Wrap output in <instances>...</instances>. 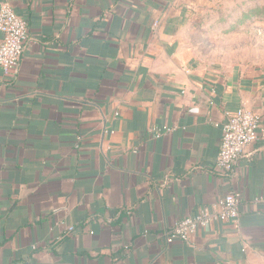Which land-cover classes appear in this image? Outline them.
<instances>
[{
	"label": "crops",
	"instance_id": "1",
	"mask_svg": "<svg viewBox=\"0 0 264 264\" xmlns=\"http://www.w3.org/2000/svg\"><path fill=\"white\" fill-rule=\"evenodd\" d=\"M207 1L0 0L29 28L18 71L0 70V264H264V70L201 59ZM241 108L260 135L228 177ZM232 191L238 220L168 243Z\"/></svg>",
	"mask_w": 264,
	"mask_h": 264
},
{
	"label": "built area",
	"instance_id": "2",
	"mask_svg": "<svg viewBox=\"0 0 264 264\" xmlns=\"http://www.w3.org/2000/svg\"><path fill=\"white\" fill-rule=\"evenodd\" d=\"M157 26V25H156ZM29 36L28 23L20 17L8 3L0 4V70L5 77H12L18 71ZM261 118L246 108L227 114L222 127L220 152L216 160V171L232 177L237 165L244 157L248 147L260 135ZM169 127L157 130L156 138ZM241 194L232 191L222 197L212 209L203 207L195 216L179 221L166 233L168 243L181 241L190 243L201 229L210 227L213 222L238 220L240 216ZM70 227L69 231H74Z\"/></svg>",
	"mask_w": 264,
	"mask_h": 264
},
{
	"label": "rangeland",
	"instance_id": "3",
	"mask_svg": "<svg viewBox=\"0 0 264 264\" xmlns=\"http://www.w3.org/2000/svg\"><path fill=\"white\" fill-rule=\"evenodd\" d=\"M194 23L192 42L205 63L264 70V0H210Z\"/></svg>",
	"mask_w": 264,
	"mask_h": 264
}]
</instances>
